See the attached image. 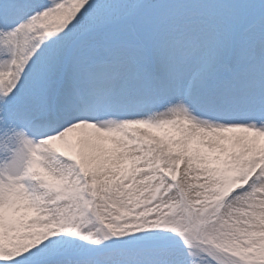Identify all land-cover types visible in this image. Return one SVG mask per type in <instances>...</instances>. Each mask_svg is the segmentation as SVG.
<instances>
[{
  "label": "snow or ice",
  "instance_id": "obj_1",
  "mask_svg": "<svg viewBox=\"0 0 264 264\" xmlns=\"http://www.w3.org/2000/svg\"><path fill=\"white\" fill-rule=\"evenodd\" d=\"M0 264H264V0H0Z\"/></svg>",
  "mask_w": 264,
  "mask_h": 264
}]
</instances>
